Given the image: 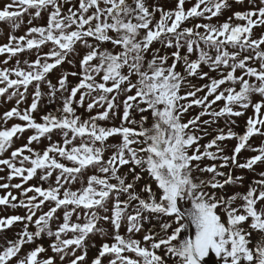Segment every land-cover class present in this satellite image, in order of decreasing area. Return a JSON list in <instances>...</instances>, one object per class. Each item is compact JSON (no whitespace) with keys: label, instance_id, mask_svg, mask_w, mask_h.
<instances>
[{"label":"snow or ice","instance_id":"snow-or-ice-1","mask_svg":"<svg viewBox=\"0 0 264 264\" xmlns=\"http://www.w3.org/2000/svg\"><path fill=\"white\" fill-rule=\"evenodd\" d=\"M0 39V264H264V0H0Z\"/></svg>","mask_w":264,"mask_h":264},{"label":"rangeland","instance_id":"rangeland-1","mask_svg":"<svg viewBox=\"0 0 264 264\" xmlns=\"http://www.w3.org/2000/svg\"><path fill=\"white\" fill-rule=\"evenodd\" d=\"M22 31H23V29L22 30H20V31H18L17 32V35H19V34H22ZM3 42H5V40L4 39H0V43H3ZM3 57H0V59H2ZM205 81H199L198 83H204ZM7 108H10V107H8V106H6ZM4 110V108H0V111H3ZM13 122H18V121H10V123H13ZM241 123H243V121L241 120L240 121ZM238 131L240 130V129H237ZM260 141L258 140V139H254L253 140V143H259ZM227 144H228V146L229 147H232L233 145H234V143H235V141L234 140H231V141H227L226 142ZM22 143H20V141H17V143H16V146H20ZM243 155L244 156H248V155H251V153H248V152H245V153H243ZM0 175H4V173H0ZM17 182H19V180L18 179H14V181H12V183H17ZM33 183H34V181H33ZM241 191L243 190V189H240ZM231 191V190H230ZM0 209H2V206H0ZM13 231H15V229H13ZM12 233L10 232L9 233V235H11Z\"/></svg>","mask_w":264,"mask_h":264},{"label":"trees","instance_id":"trees-1","mask_svg":"<svg viewBox=\"0 0 264 264\" xmlns=\"http://www.w3.org/2000/svg\"><path fill=\"white\" fill-rule=\"evenodd\" d=\"M225 15H228V13H226ZM7 106H8V107H12V104L9 103ZM28 134H29V133H25V139L19 140L20 143H24V142L26 141V136H27ZM13 181H14V180H13Z\"/></svg>","mask_w":264,"mask_h":264}]
</instances>
